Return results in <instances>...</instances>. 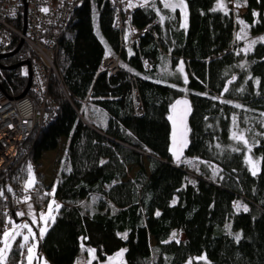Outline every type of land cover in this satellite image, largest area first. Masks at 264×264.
Segmentation results:
<instances>
[{"label": "trees", "instance_id": "obj_1", "mask_svg": "<svg viewBox=\"0 0 264 264\" xmlns=\"http://www.w3.org/2000/svg\"><path fill=\"white\" fill-rule=\"evenodd\" d=\"M184 1L187 21L162 0L137 10L131 21L139 27L155 22L159 35L158 42L145 36L138 47L127 46L114 29L108 0H77L56 32L67 95L54 78L56 118L31 154L35 205L46 209L51 197L60 203L37 244V256L49 264H78L90 252L92 264L116 254L124 264H264V153L258 154L257 174L246 160L249 147H264V42L242 52L239 23L233 10L218 7L223 0ZM240 1L251 34L264 35V0ZM19 43L15 39L8 50ZM107 54L120 55L116 76L100 71ZM31 60L23 46L11 62ZM167 61L172 68L182 65L185 79L160 70ZM146 64L153 70H145ZM0 78L9 96L27 87L23 67L0 70ZM134 86L142 116L134 112ZM179 99L189 101L191 114L188 147L175 160L170 116ZM91 105L109 114L104 126L89 125L85 110ZM234 126L245 142L234 141ZM63 139L68 169H60L56 186L47 187L41 160ZM188 158L195 160L192 171ZM3 204L0 194V209ZM13 221L11 212L0 211V238ZM174 232L184 239L173 238ZM23 254L16 243L5 264H20Z\"/></svg>", "mask_w": 264, "mask_h": 264}, {"label": "built area", "instance_id": "obj_2", "mask_svg": "<svg viewBox=\"0 0 264 264\" xmlns=\"http://www.w3.org/2000/svg\"><path fill=\"white\" fill-rule=\"evenodd\" d=\"M77 0H27V27L23 32V1L0 0V55L9 51L15 39L23 40L32 56V85L25 97H12L7 94L0 78V193L4 204L0 211L11 212L16 219L27 218L24 203H35L38 189L27 186L25 181L35 167L31 163L32 147L55 118L57 106L50 96V86L55 78L64 94V86L59 68L60 43L56 32L64 28ZM115 12L114 29L126 41L127 46H139L145 36L158 42L156 23L139 27L131 21L132 15L146 7L144 0H108ZM234 13L245 15L236 5L238 0H227ZM45 9L47 11H45ZM236 15V14H235ZM22 46V47H23ZM122 48V46H121ZM163 53L162 48L158 49ZM120 55H105L100 71L108 76L120 73ZM1 70V69H0ZM145 70L153 68L145 65ZM134 112L144 114L139 89H132ZM87 103V100L84 102ZM20 174L17 176V172ZM23 213V215H19Z\"/></svg>", "mask_w": 264, "mask_h": 264}, {"label": "rangeland", "instance_id": "obj_3", "mask_svg": "<svg viewBox=\"0 0 264 264\" xmlns=\"http://www.w3.org/2000/svg\"><path fill=\"white\" fill-rule=\"evenodd\" d=\"M146 3L153 2L155 0H144ZM165 3V0H162ZM168 3L176 4L177 7L175 9H178L183 14V17L185 21L188 19V9L186 2L183 0V9L179 6L181 3V0H167ZM236 5L243 11L246 8L245 2L238 0ZM225 7L229 8V3L227 0H223L218 7ZM172 9V8H170ZM173 10V9H172ZM236 14L237 22L239 23L240 30L236 37V44L240 47V50L244 53L250 52L254 45L258 42H264V35H258L253 36L250 32L249 25L243 20V15H239V13ZM163 68L160 70H163L164 73L168 74L171 77H174L176 75H179L182 79H185V72L182 65H178L175 68H172L171 64L167 61L163 64ZM182 68V71H181ZM28 73L27 67H23ZM232 138L235 142L242 141L245 142V133L239 131L236 126H234L232 131ZM254 150V153L253 151ZM264 153V147L263 148H251L246 152V160L247 163L252 171L255 172V174L259 173L260 167H261V159L258 156L260 153ZM185 161L188 163V167L190 171H192L195 160L192 158L185 159ZM42 168L40 169L39 173L43 177V182L45 186H56L58 180H59V172L60 169L65 168V140L61 142V145L59 146L58 150L54 153L47 152L43 155L41 160ZM255 165V167H253ZM35 176L36 173L32 171L26 181L25 184L29 187L34 185L35 182ZM51 209V211H50ZM60 209V203L54 198L51 197L48 207L46 209L39 210L35 203H24L23 210L26 213L27 218L16 223L15 221L12 222L11 225H7L6 229L3 231L2 236L0 238V249L5 248V237L4 233L8 232L12 235L9 237L8 244L9 247L7 250L3 253V259H0V264H5L7 262V258L13 249L14 245L17 243L21 246L23 250V260L20 264H49V262L44 258H39L37 256V244L39 239L44 237L46 233L51 228L52 224L54 223L56 216L58 214V211ZM244 209L243 205H240L239 210ZM27 224L29 227L25 228L23 225ZM43 230V235H41V231ZM27 236L28 240L25 241L24 237ZM173 238H176L178 240H183L184 235L181 233L174 232ZM29 249H32L31 252H29ZM29 256L32 257L31 260H29ZM93 260V253L90 252L88 256L83 257L79 260L78 264H92ZM109 264H124L123 259L120 254H116L113 257L109 258L107 260Z\"/></svg>", "mask_w": 264, "mask_h": 264}, {"label": "water", "instance_id": "obj_4", "mask_svg": "<svg viewBox=\"0 0 264 264\" xmlns=\"http://www.w3.org/2000/svg\"><path fill=\"white\" fill-rule=\"evenodd\" d=\"M23 1V32H26L27 27V0ZM24 42L23 40L20 41L17 48L7 54H1L0 55V69L1 70H16L20 67H27L28 69V83L25 91L23 94L18 96V98L25 97L32 85V76H31V63L30 61H24L9 67H4L1 64L2 59L10 58L15 54H18L20 49L22 48ZM191 114V106L188 100L186 99H179L173 106L171 110V116H170V124L172 128V147H171V153L175 160H180L185 152V150L188 147L189 144V137H188V124H189V118ZM13 220L18 223L16 217L13 215ZM103 264H109L108 262H105Z\"/></svg>", "mask_w": 264, "mask_h": 264}, {"label": "crops", "instance_id": "obj_5", "mask_svg": "<svg viewBox=\"0 0 264 264\" xmlns=\"http://www.w3.org/2000/svg\"><path fill=\"white\" fill-rule=\"evenodd\" d=\"M85 116H86L87 120L89 121V125L91 127H94V125L104 126L107 122L109 114L107 112L103 111L102 109H100L94 105H91V106L86 107ZM66 143H67V141L65 140V148H66ZM56 151H53V152L55 153ZM65 152H66V150H65ZM64 169H68L66 164H65ZM135 172H136V168H133L130 171L129 176L133 177Z\"/></svg>", "mask_w": 264, "mask_h": 264}, {"label": "snow or ice", "instance_id": "obj_6", "mask_svg": "<svg viewBox=\"0 0 264 264\" xmlns=\"http://www.w3.org/2000/svg\"><path fill=\"white\" fill-rule=\"evenodd\" d=\"M164 6L167 7V8H172L173 10H175V8L177 7L176 4L168 3L167 0H165V5H164ZM179 6L183 9V7H184V5H183V0H181V3H180ZM45 11H47V10L45 9ZM181 71H182V68H181ZM253 167H255V165H253ZM253 174H255V172H253ZM0 194H2V193H0ZM50 211H51V209H50ZM19 215H23V213H19ZM23 227L28 228L29 226H28L27 224H25V225H23ZM11 235H12V234H11V233H8V232H5V233H4V237H5V240H4L5 248H4V249H0V259H3V258H4V257H3V253H4V252L7 250V248L9 247L8 240H9V237H10ZM41 235H43V230L41 231ZM237 238H238V237H237ZM24 240L27 241V240H28V237L25 236V237H24ZM31 251H32V249H29V252H31ZM91 251L94 252L95 250H91ZM31 259H32V257L29 256V260H31Z\"/></svg>", "mask_w": 264, "mask_h": 264}, {"label": "flooded vegetation", "instance_id": "obj_7", "mask_svg": "<svg viewBox=\"0 0 264 264\" xmlns=\"http://www.w3.org/2000/svg\"><path fill=\"white\" fill-rule=\"evenodd\" d=\"M11 51H13V50H9V51L5 52L4 54H7V53H9V52H11ZM16 55H17V54L13 55V56L10 57V58L2 59V60H1V64H2L4 67H8V66H11V65H15L16 63H15V62H11V61H13V60L16 58ZM7 63H8V64H7Z\"/></svg>", "mask_w": 264, "mask_h": 264}]
</instances>
